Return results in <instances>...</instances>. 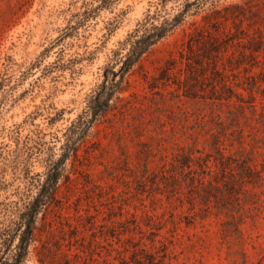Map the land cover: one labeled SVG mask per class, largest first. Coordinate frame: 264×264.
Here are the masks:
<instances>
[{"label": "rangeland", "instance_id": "374dc122", "mask_svg": "<svg viewBox=\"0 0 264 264\" xmlns=\"http://www.w3.org/2000/svg\"><path fill=\"white\" fill-rule=\"evenodd\" d=\"M82 1L0 0V234L58 176L20 264H264V0L192 7L87 125L160 0Z\"/></svg>", "mask_w": 264, "mask_h": 264}, {"label": "trees", "instance_id": "16d2710c", "mask_svg": "<svg viewBox=\"0 0 264 264\" xmlns=\"http://www.w3.org/2000/svg\"><path fill=\"white\" fill-rule=\"evenodd\" d=\"M115 0H83V11L75 13L73 16L79 17L72 29H77L78 26L88 21L90 17L96 16L101 9L109 7ZM171 0H160L157 3V8L153 13L147 16L138 23L137 28L129 34L128 38L122 43V48L115 52V57L112 59L113 65H121L119 71H114L115 66H108L104 74L103 82L89 96L86 108L83 114L79 117L77 124L87 125L91 121H95L98 116L106 113L109 109L110 102L116 93L117 89L122 86L126 75L131 71L133 66L141 59L151 46L163 39L172 28L184 17L190 13L192 7L194 11L199 13L204 10L205 6L211 3L214 8L220 0H185L181 1L179 12L170 16L167 12V2ZM217 11V10H216ZM192 155L188 160V167H191ZM207 166V164H204ZM203 166L202 174L206 173ZM200 181H202L200 179ZM58 182L57 174L53 175L52 180L45 186L44 194L36 200L32 208L26 206L25 210L19 214L18 221H14L15 229H5L1 232V246L9 247L10 253L4 256L3 250L0 249V264H20L27 254L26 242L32 241L34 229L37 221V216L43 205L50 202L55 193L56 184ZM11 230V231H10ZM19 238L18 244L15 245L14 239ZM22 249V251H18Z\"/></svg>", "mask_w": 264, "mask_h": 264}]
</instances>
